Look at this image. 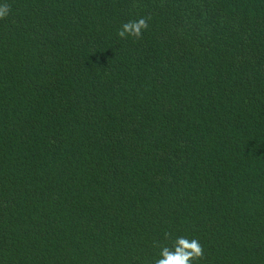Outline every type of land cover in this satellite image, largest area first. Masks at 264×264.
<instances>
[{
  "label": "trees",
  "instance_id": "16d2710c",
  "mask_svg": "<svg viewBox=\"0 0 264 264\" xmlns=\"http://www.w3.org/2000/svg\"><path fill=\"white\" fill-rule=\"evenodd\" d=\"M0 4V264H264V0Z\"/></svg>",
  "mask_w": 264,
  "mask_h": 264
},
{
  "label": "clouds",
  "instance_id": "9594fccd",
  "mask_svg": "<svg viewBox=\"0 0 264 264\" xmlns=\"http://www.w3.org/2000/svg\"><path fill=\"white\" fill-rule=\"evenodd\" d=\"M9 14L10 8L5 4H0V20ZM147 28L146 19L141 17L124 23L117 35L122 39L126 37L140 38ZM169 238L170 234L165 233V239ZM203 254V246L197 238L180 235L172 239L171 246L167 244L159 246L158 255L153 258L152 264H198Z\"/></svg>",
  "mask_w": 264,
  "mask_h": 264
}]
</instances>
